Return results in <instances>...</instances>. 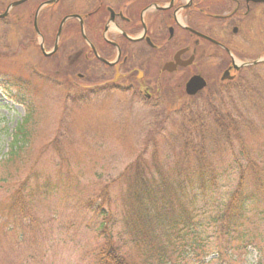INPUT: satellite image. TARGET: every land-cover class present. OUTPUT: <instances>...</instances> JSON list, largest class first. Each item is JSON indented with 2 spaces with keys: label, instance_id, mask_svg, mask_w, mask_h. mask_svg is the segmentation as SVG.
I'll return each mask as SVG.
<instances>
[{
  "label": "rangeland",
  "instance_id": "1",
  "mask_svg": "<svg viewBox=\"0 0 264 264\" xmlns=\"http://www.w3.org/2000/svg\"><path fill=\"white\" fill-rule=\"evenodd\" d=\"M11 1L0 0V12ZM9 22L0 21V264H93L103 241L121 244L116 238L123 216L121 174L140 155L146 163L156 159L172 166L182 126L177 111L184 105L202 107L206 97L167 89L174 103L158 101L161 106L154 110L125 91L87 95L81 86L88 81L78 79L74 68H58L54 59L37 50L19 48L27 30ZM151 68L146 69L149 78L155 74L154 65ZM254 74V81L237 95L214 100L219 119L237 124L243 144L234 132L230 145L217 138L211 150L207 142L206 155L225 164L232 152L240 158L244 145L264 181L263 67ZM26 118V145L18 157L7 160V143ZM234 187L228 184L198 201L223 203ZM258 189L248 207L264 211V185ZM246 191L255 190L248 185ZM88 199L110 210L111 220L103 225L113 235L101 230L102 218L93 214L94 209L84 208ZM247 225L255 245L236 264L264 260V221Z\"/></svg>",
  "mask_w": 264,
  "mask_h": 264
},
{
  "label": "flooded vegetation",
  "instance_id": "2",
  "mask_svg": "<svg viewBox=\"0 0 264 264\" xmlns=\"http://www.w3.org/2000/svg\"><path fill=\"white\" fill-rule=\"evenodd\" d=\"M7 6L0 21L27 30L19 48L74 68L93 95L118 90L156 101L169 89L215 100L235 96L254 81L258 67L264 69V0H24ZM193 77L205 86L188 95L185 85ZM144 79L150 85L143 86Z\"/></svg>",
  "mask_w": 264,
  "mask_h": 264
},
{
  "label": "trees",
  "instance_id": "3",
  "mask_svg": "<svg viewBox=\"0 0 264 264\" xmlns=\"http://www.w3.org/2000/svg\"><path fill=\"white\" fill-rule=\"evenodd\" d=\"M174 98L166 93L156 101H140L152 104L155 110L161 106L158 101L172 106ZM203 101L202 107L184 105L177 111L182 126L172 166L166 167L156 159L146 163L140 155L121 174L125 184L121 196L123 216L116 235L121 244L112 239L103 241L93 264H207V260L208 264H236L255 245L247 223L264 221V211L250 205L249 208L248 204L256 199L258 186L264 185L260 166L248 158L244 145L240 158L232 152L231 161L225 164L209 159L206 153L215 147L212 143L217 138L230 145L232 135L237 134L236 139L243 143L237 124L221 122L214 100ZM27 121L28 118L14 128L7 143V160L18 157L26 145ZM211 136L215 137L209 139ZM232 181L235 187L225 202L198 201L199 196L233 184ZM248 185L255 191H246ZM84 208L94 209L93 214L102 218L101 230L108 236L110 230L103 224L111 220L110 210L91 199L85 201ZM254 264H264V260L257 259Z\"/></svg>",
  "mask_w": 264,
  "mask_h": 264
},
{
  "label": "water",
  "instance_id": "4",
  "mask_svg": "<svg viewBox=\"0 0 264 264\" xmlns=\"http://www.w3.org/2000/svg\"><path fill=\"white\" fill-rule=\"evenodd\" d=\"M23 0L19 2L12 3L10 6L17 5L18 3L22 2ZM3 16V15H0ZM205 86V83L200 79V77H193L191 78L185 85V91L189 95L195 94L198 90L202 89Z\"/></svg>",
  "mask_w": 264,
  "mask_h": 264
}]
</instances>
